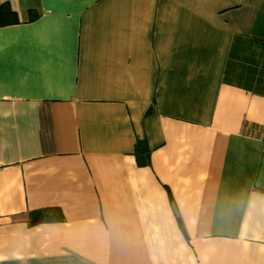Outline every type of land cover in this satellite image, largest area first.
Instances as JSON below:
<instances>
[{"label": "crops", "instance_id": "obj_1", "mask_svg": "<svg viewBox=\"0 0 264 264\" xmlns=\"http://www.w3.org/2000/svg\"><path fill=\"white\" fill-rule=\"evenodd\" d=\"M4 3L0 264H264V0Z\"/></svg>", "mask_w": 264, "mask_h": 264}, {"label": "trees", "instance_id": "obj_2", "mask_svg": "<svg viewBox=\"0 0 264 264\" xmlns=\"http://www.w3.org/2000/svg\"><path fill=\"white\" fill-rule=\"evenodd\" d=\"M18 24L17 15L11 10L9 4L0 5V27ZM147 144L143 140H138L134 147V157L139 167L149 165V152ZM27 226L30 228L38 224L60 223L64 217L60 209L47 208L38 211H32L27 214Z\"/></svg>", "mask_w": 264, "mask_h": 264}]
</instances>
